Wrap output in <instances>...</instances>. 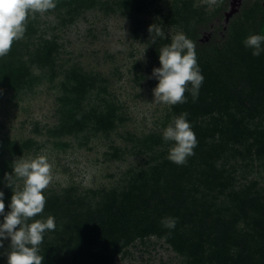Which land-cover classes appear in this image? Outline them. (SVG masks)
<instances>
[{
  "label": "trees",
  "instance_id": "16d2710c",
  "mask_svg": "<svg viewBox=\"0 0 264 264\" xmlns=\"http://www.w3.org/2000/svg\"><path fill=\"white\" fill-rule=\"evenodd\" d=\"M162 3L168 5L166 12ZM98 7L134 18L133 34L150 37L149 54L157 67L158 51L171 39L159 34L153 43L141 14L154 8L161 26L181 29L196 44L202 10L194 0H57L48 12L73 22L83 11ZM40 29V13L30 15L24 36L0 57V103L4 91L30 90L44 73L50 81L56 79L60 44ZM252 33L264 34V0H254L230 23L228 40L216 54L200 53L195 45L204 76L199 97L193 100L186 90L185 103L170 105L172 117L188 113L198 140L184 164L167 158L172 142L162 139L164 130L152 131L133 137L134 151L148 159L122 184L108 189L42 190L46 204L33 219L51 215L56 222L40 244L44 264H114L130 245L151 236L165 239L185 264H264V186L256 179L241 181L236 174L239 166L256 162L264 166V119L259 108L248 107L236 93L244 85L253 106H264V54L253 56L243 43ZM157 83L153 77L154 86ZM95 90L107 93V84L96 73L78 65L66 69L59 83V120L51 133L63 137L92 130L108 135L116 130L125 120L120 104L106 96L94 103ZM36 145L34 139L20 141L0 132L5 211L13 190L4 183V174L12 172L14 159L24 158ZM113 153L122 151L116 147ZM19 182L16 187L23 186ZM166 216L177 218L174 229L162 226ZM5 250L0 248V264H6Z\"/></svg>",
  "mask_w": 264,
  "mask_h": 264
},
{
  "label": "rangeland",
  "instance_id": "374dc122",
  "mask_svg": "<svg viewBox=\"0 0 264 264\" xmlns=\"http://www.w3.org/2000/svg\"><path fill=\"white\" fill-rule=\"evenodd\" d=\"M252 2L242 0L239 11L227 20L230 0H194V5L202 10L196 30L198 51L216 54L228 40L230 23ZM161 6L166 12L168 5ZM61 17L48 11L40 13L41 33L55 37L60 44L56 79H47V72L30 90L19 94L4 91L0 132L20 141L31 138L37 142L24 159L47 156L51 165V180L45 188L48 192H61L69 186L81 190L108 189L122 184L133 171L146 164L148 156L134 151L132 139L164 130L165 122L169 124L172 119L170 105L154 98L152 72L157 65L149 54L150 37L144 32L135 37L133 17L121 10L99 7L83 11L73 22L62 21ZM140 18L146 26L154 24L164 37L171 39L182 32L175 26H161V17L154 8ZM73 65L96 73L107 84V93L99 95L94 91V103H101V98L106 96L120 104L125 120L110 134L88 130L76 136L59 137L51 133L50 129L59 120V83L64 71ZM236 93L248 107L259 108L264 119V106H253L244 94V85H239ZM116 147L122 151L117 156L113 153ZM236 174L241 181L256 179L264 186V166L258 162L237 167ZM8 245H4L6 249ZM114 264H185V258L165 239L151 236L130 245L128 252L120 255Z\"/></svg>",
  "mask_w": 264,
  "mask_h": 264
},
{
  "label": "clouds",
  "instance_id": "9594fccd",
  "mask_svg": "<svg viewBox=\"0 0 264 264\" xmlns=\"http://www.w3.org/2000/svg\"><path fill=\"white\" fill-rule=\"evenodd\" d=\"M57 0H0V57L6 56L14 41L20 40L27 28V19L36 13L54 9ZM151 39L160 34L159 28L149 25ZM252 55L264 54V34H249L243 41ZM160 66L154 67L152 75L158 81L153 88L156 101L168 105L185 103V91L193 100L198 99L204 76L197 61L195 45L188 36L179 32L171 38V43L159 49ZM190 82V85H189ZM188 113L173 116L162 133V139L171 141L167 158L178 165L186 162L194 154L198 144L196 134L187 119ZM12 172H5L4 183L13 190L8 210L5 211V193L0 190V248L9 240L5 250L6 264H44L40 254V244L47 231L55 230V217L33 219L42 213L46 195L42 191L51 180V165L46 155L40 154L30 159L23 156L11 163ZM23 181L16 187L17 180ZM177 218L166 216L161 224L167 229L176 227Z\"/></svg>",
  "mask_w": 264,
  "mask_h": 264
},
{
  "label": "water",
  "instance_id": "95a60500",
  "mask_svg": "<svg viewBox=\"0 0 264 264\" xmlns=\"http://www.w3.org/2000/svg\"><path fill=\"white\" fill-rule=\"evenodd\" d=\"M242 4V0H230V9L226 13V19L229 20L235 13L239 11V8Z\"/></svg>",
  "mask_w": 264,
  "mask_h": 264
}]
</instances>
